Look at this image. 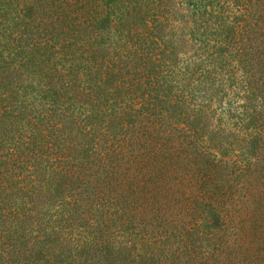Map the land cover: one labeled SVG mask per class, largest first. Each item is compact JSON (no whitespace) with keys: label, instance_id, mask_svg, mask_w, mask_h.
Wrapping results in <instances>:
<instances>
[{"label":"trees","instance_id":"trees-1","mask_svg":"<svg viewBox=\"0 0 264 264\" xmlns=\"http://www.w3.org/2000/svg\"><path fill=\"white\" fill-rule=\"evenodd\" d=\"M256 177L264 0H0V264H230Z\"/></svg>","mask_w":264,"mask_h":264},{"label":"rangeland","instance_id":"rangeland-1","mask_svg":"<svg viewBox=\"0 0 264 264\" xmlns=\"http://www.w3.org/2000/svg\"><path fill=\"white\" fill-rule=\"evenodd\" d=\"M249 186L246 190L229 193L231 202L226 206L219 204L228 214L226 224L221 227L202 223L205 231L214 232V243L207 248L205 241L199 242V251L210 250L221 254L219 257L229 256L230 264H264V177L252 179ZM216 244L219 247L214 246Z\"/></svg>","mask_w":264,"mask_h":264}]
</instances>
